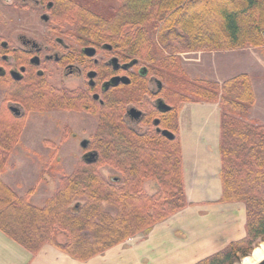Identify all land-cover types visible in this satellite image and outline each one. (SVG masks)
Instances as JSON below:
<instances>
[{"label":"trees","instance_id":"1","mask_svg":"<svg viewBox=\"0 0 264 264\" xmlns=\"http://www.w3.org/2000/svg\"><path fill=\"white\" fill-rule=\"evenodd\" d=\"M118 1L120 6L110 19L83 7H74L78 12L70 17L86 28L89 40L114 46L124 60L144 62L165 83L162 98L176 108L162 126L172 130L174 138L153 130L138 134L121 122L125 106L143 103L148 92L147 78L136 75L120 90L118 102L111 100L102 112L93 142L98 160L80 161L72 173L61 175L52 195L38 206L31 202V192L20 196L1 178L19 144L26 114L82 110L83 105H69L64 93L48 89L22 97L9 92L0 105V231L32 255L51 245L81 262L148 234L189 205L177 137L180 105L218 103L221 203L245 204L247 235L197 264H236L264 242V124L248 118L256 101L248 74L222 84L190 79L179 55L264 47V0ZM72 3L65 0L60 5L67 12ZM159 43H176L181 50L170 46L173 52L165 53ZM11 102L21 106L23 116L10 110ZM103 166L119 175L106 177ZM148 181L152 184L145 190ZM105 206L116 207L117 213L106 211Z\"/></svg>","mask_w":264,"mask_h":264},{"label":"crops","instance_id":"2","mask_svg":"<svg viewBox=\"0 0 264 264\" xmlns=\"http://www.w3.org/2000/svg\"><path fill=\"white\" fill-rule=\"evenodd\" d=\"M240 51L243 49L192 52L182 54L181 61L183 67L190 68L187 71H192L189 73L191 79L222 84L237 75L251 74L236 62L225 67L220 63L224 55ZM252 86L256 101L249 111V118L261 122L263 119L254 116L259 110L253 78ZM177 127L189 204L185 209L156 224L148 234L136 235L85 262L71 258L51 245H45L37 255H32L0 231V264H197L222 251L231 242L244 239L247 235L245 204L221 203L219 104L189 102L180 105Z\"/></svg>","mask_w":264,"mask_h":264},{"label":"flooded vegetation","instance_id":"3","mask_svg":"<svg viewBox=\"0 0 264 264\" xmlns=\"http://www.w3.org/2000/svg\"><path fill=\"white\" fill-rule=\"evenodd\" d=\"M64 1L0 0V85L5 89L3 100L9 92L22 97L41 88L64 93L69 105H83L82 110L71 109L66 113L84 114L95 122L89 139L80 142L85 151L82 160L92 163L98 160L92 139L96 138L99 130L102 112L110 107L111 100L118 102L120 90L130 85L136 75H141L148 82L146 99L141 104L128 103L121 122L138 134L153 130L164 136L162 131L168 130L175 136L172 130L162 126V120H166L176 107L165 103L160 96L163 92L161 81L155 76L148 78V67H144L147 71L142 75L144 70L139 68V62L135 59L125 61L114 46L88 40L84 26H62L65 8L60 3ZM121 77L127 78L129 83L113 82ZM164 104L170 108L166 109ZM8 106L10 110L17 108L19 116L24 115L19 104L11 102ZM133 109L140 111L141 115L137 116ZM71 133L73 137L77 136ZM84 140L87 141L85 148L81 146Z\"/></svg>","mask_w":264,"mask_h":264},{"label":"rangeland","instance_id":"4","mask_svg":"<svg viewBox=\"0 0 264 264\" xmlns=\"http://www.w3.org/2000/svg\"><path fill=\"white\" fill-rule=\"evenodd\" d=\"M69 1L73 2V8L71 10L70 8L67 9V12L63 11L61 21L64 27L68 25L79 27L77 25V20L71 18L74 13L78 12V9L74 7H83L92 12V14L110 19L120 6L118 0ZM159 46L165 53L173 52L171 48H173L174 51L181 50L176 43H159ZM245 49L234 55H224L220 63H223L225 67L227 64L230 65L231 62H236V64H240V66H244L246 70L251 71L252 75L250 74L249 76L251 82L252 78L254 79V87L258 95L259 111L258 114L254 116L257 119H263V121L254 120L260 124H264V47L252 48L255 50H252L250 47ZM182 54L187 53H180V61ZM184 58H186V56ZM127 60L132 59L130 58ZM182 64L183 62L181 61V65ZM138 65L139 68L148 67V65L142 61H139ZM183 66L184 65H182V67ZM183 69L186 75L191 79L189 73L192 74V71H187V69L190 68L185 66ZM151 76L154 75L149 73L148 78H151ZM162 85L165 87V83H162ZM4 93L5 89L0 85V105ZM160 96L162 97V95ZM165 103L167 102L165 101ZM25 118V126L19 139V144L11 155L6 170L1 178L20 196H25L31 192V202L41 206L59 185L60 176L72 173L75 165L83 161L82 159L85 151L80 147V142L83 139H89V136L95 128V122L84 114H68L64 110L57 109L47 110L43 113L29 112L26 114ZM69 128L72 132L77 134L76 137L72 136ZM151 129H153L152 126ZM92 141L94 142V139H92ZM51 169H57V171ZM101 171L106 177H116L119 175L117 171L108 166H103ZM151 184L152 182L150 181L146 182L144 189L148 190ZM105 210L113 215L117 213V209L114 206H105ZM262 243L264 242L259 243L256 247L260 246ZM252 252L250 254H252ZM244 258H241L236 264H240Z\"/></svg>","mask_w":264,"mask_h":264},{"label":"water","instance_id":"5","mask_svg":"<svg viewBox=\"0 0 264 264\" xmlns=\"http://www.w3.org/2000/svg\"><path fill=\"white\" fill-rule=\"evenodd\" d=\"M143 70H144V72H142L141 74L142 75H145V72L147 71V69L146 68H143ZM114 83H118V82H123V83H125V84H128L129 83V80L127 79V78H125V77H121V78H116V79H114V81H113ZM164 107L166 108V109H169L170 107L169 106H167V105H165L164 104ZM11 111L12 112H14V113H16V115L17 116H19L20 115V112H19V110L17 109V108H11ZM134 113H136V115L137 116H139V115H141V112L140 111H137L136 109H133L132 110ZM162 134L166 137V138H168V139H173L174 138V135H173V133L172 132H170V131H168V130H163L162 131ZM86 140H84L82 143H81V146L83 147V148H85L86 147ZM88 156H94V155H90V154H88ZM89 163H91V162H89ZM257 264H264V258L262 259V260H260Z\"/></svg>","mask_w":264,"mask_h":264},{"label":"bare ground","instance_id":"6","mask_svg":"<svg viewBox=\"0 0 264 264\" xmlns=\"http://www.w3.org/2000/svg\"><path fill=\"white\" fill-rule=\"evenodd\" d=\"M264 258V243L256 247L250 256L245 257L240 264H257Z\"/></svg>","mask_w":264,"mask_h":264}]
</instances>
